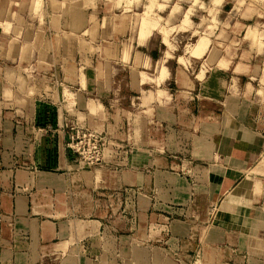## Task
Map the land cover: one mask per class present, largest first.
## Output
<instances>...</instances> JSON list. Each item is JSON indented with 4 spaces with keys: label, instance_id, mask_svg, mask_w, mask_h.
Returning a JSON list of instances; mask_svg holds the SVG:
<instances>
[{
    "label": "rangeland",
    "instance_id": "374dc122",
    "mask_svg": "<svg viewBox=\"0 0 264 264\" xmlns=\"http://www.w3.org/2000/svg\"><path fill=\"white\" fill-rule=\"evenodd\" d=\"M223 125L260 140L226 210ZM0 191V264H264V0H0Z\"/></svg>",
    "mask_w": 264,
    "mask_h": 264
},
{
    "label": "crops",
    "instance_id": "0c3cea01",
    "mask_svg": "<svg viewBox=\"0 0 264 264\" xmlns=\"http://www.w3.org/2000/svg\"><path fill=\"white\" fill-rule=\"evenodd\" d=\"M40 140L44 141L45 136L41 137ZM258 141L260 140L257 134L243 132V130L236 126L228 127L223 125L213 134L214 158L212 162L214 167H212V174L210 175L212 176L210 179L213 186H210V189L214 191V195H217V200H220L223 195L226 196L223 210L228 209L233 201L238 198V195L244 192L242 184H248V181L244 182L243 179L250 167L252 157L254 156L253 153L255 152V145ZM48 150H50V144H45V149H43L44 155H41L42 159L46 157ZM2 177L8 179L7 182H4L7 188H5V192L3 193L9 195L13 190V184H10L9 181V179L13 180V173L6 172ZM50 177H52L50 179L51 182L47 184L50 187L49 191H53L54 189L65 191L67 185L66 173H54ZM31 178L32 172L27 171L23 173L20 178L21 187H15V190H17L14 197L15 205L19 208L25 205L29 206L32 190ZM20 180L18 179V182Z\"/></svg>",
    "mask_w": 264,
    "mask_h": 264
},
{
    "label": "bare ground",
    "instance_id": "6f19581e",
    "mask_svg": "<svg viewBox=\"0 0 264 264\" xmlns=\"http://www.w3.org/2000/svg\"><path fill=\"white\" fill-rule=\"evenodd\" d=\"M135 251V250H134Z\"/></svg>",
    "mask_w": 264,
    "mask_h": 264
}]
</instances>
